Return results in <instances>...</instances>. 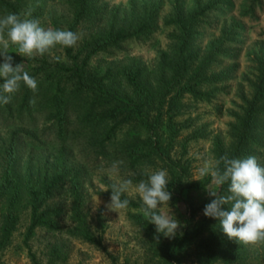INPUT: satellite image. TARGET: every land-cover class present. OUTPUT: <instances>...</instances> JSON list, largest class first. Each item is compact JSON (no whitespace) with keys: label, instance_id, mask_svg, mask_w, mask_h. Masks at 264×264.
I'll return each mask as SVG.
<instances>
[{"label":"trees","instance_id":"1","mask_svg":"<svg viewBox=\"0 0 264 264\" xmlns=\"http://www.w3.org/2000/svg\"><path fill=\"white\" fill-rule=\"evenodd\" d=\"M26 1L0 0V17L21 15L29 9L31 18L40 16L41 6L26 5ZM61 1L68 14L65 30L77 33L81 26L85 30L76 46L60 47L59 61L48 54L34 59L10 54L13 66L22 64L37 80L38 90L34 93L22 83L11 103L0 105L4 128L9 121L17 123L0 137V251L25 212L28 223L21 244L31 264H42L30 245L40 229L64 232L88 243L115 264L102 243V215L97 211L92 216L89 210V173L104 170L100 179L104 189L98 191L103 198L110 197L113 183L131 179L135 188L147 173L159 169L168 172L171 194L204 188L211 176L190 178L182 160L185 138L192 134L181 136V131L191 118L189 114L179 117L187 112L188 100H206L212 86L229 78L230 66L217 72L210 68L217 55L228 57L229 52L219 43L218 49L203 51L193 43L204 13L213 3L200 6L195 0L196 6L186 11L174 0L164 20L174 33L172 41L168 51L158 55L155 66L111 59L93 67L90 62L98 54H109L124 40L154 31L159 5H141L135 14L119 16L105 3L98 5V0ZM255 66L251 95L243 99L240 112L233 113L228 125L229 140L212 137L214 161L225 154L229 158L254 155L264 166V58L259 57ZM33 110L49 121L43 128L47 130L40 133L49 137L42 141L40 135L21 127L24 113ZM115 161H123L118 174L111 170ZM227 187L226 183L216 191L223 195ZM125 198L130 201L125 217L136 230L146 264H183L185 254L195 264H246L259 253L264 257V243L253 246L230 240L218 220L204 214L187 223L174 238L160 235L157 241L155 226L141 211L138 193H125ZM212 199L209 195L201 206H190L191 215L204 211ZM223 208L230 210L227 205ZM48 246L46 262L59 259L60 245Z\"/></svg>","mask_w":264,"mask_h":264},{"label":"rangeland","instance_id":"2","mask_svg":"<svg viewBox=\"0 0 264 264\" xmlns=\"http://www.w3.org/2000/svg\"><path fill=\"white\" fill-rule=\"evenodd\" d=\"M184 10L194 8L195 0H178ZM203 6L213 3L204 13L193 43L200 51L209 47L218 49L217 45L227 52L228 57L217 55L211 70L220 71L222 67L230 66L229 78L210 88L211 96L206 100L187 101L186 113L179 117L183 119L189 114L191 120L186 122V127L181 131L185 138V152L182 156L188 165L190 178H201L198 169L205 162L213 163L211 153L212 137L218 135L224 142L229 140L227 128L233 120V113L240 112L243 99L251 95V84L256 73V63L259 57L264 58V0H199ZM98 5L105 3L108 9L121 16L127 13H136L141 5H159V13L155 21V29L146 36L131 37L120 43L110 53L98 54L91 60L93 67H100L105 62L116 59L122 64L139 62L147 67L155 66L158 55L168 51V45L172 41L173 31L169 25L164 24L174 0H98ZM26 5H40V20L45 28L65 29L64 20L68 17L65 4L61 0H27ZM113 12H110L111 14ZM23 12L21 15L24 17ZM63 15H65L63 17ZM31 18V17H29ZM55 21V23H54ZM81 26L78 34L84 33ZM60 46L48 54L49 57L60 56ZM15 46H10L8 51L17 57H23L17 53ZM0 63L3 57L0 56ZM23 68H25L23 66ZM22 126L24 129L40 135L41 131L49 125V121L42 118L37 112L29 111L23 115ZM3 118L0 117V137L5 135L6 129H10L13 123L7 122L4 128ZM41 141L45 136L43 134ZM47 151L50 148L45 147ZM47 151L42 155L47 154ZM179 152V150H178ZM71 153V152H70ZM264 164V163H263ZM101 170H93L89 173V184L86 187L88 193V206L92 216L99 211L103 218L102 243L115 258V264H146L143 260V249L135 228L125 217V211H109L105 205L110 197L103 198L98 193L104 186L100 179L105 175ZM206 177V176H205ZM204 178V177H203ZM217 190L212 178L208 184L200 189H184L180 193L172 194L168 205L162 206L161 211L173 215L180 222V232L187 223L197 219L203 214L200 209L193 217L190 206H201L204 199L209 196V190ZM127 193H136L135 188H130ZM28 223L27 214L22 213L15 231L8 244L0 251V264H31L26 250L22 247L21 239ZM65 223V221H63ZM176 233V234H177ZM56 243L61 247V256L54 261L46 262L48 258V244ZM32 250L42 264H111L109 258L99 249L88 243L70 238L64 232H47L38 230L30 240ZM183 264H195L194 259L185 254ZM239 264V263H234ZM246 264H264V257L259 255Z\"/></svg>","mask_w":264,"mask_h":264},{"label":"clouds","instance_id":"3","mask_svg":"<svg viewBox=\"0 0 264 264\" xmlns=\"http://www.w3.org/2000/svg\"><path fill=\"white\" fill-rule=\"evenodd\" d=\"M29 9L22 17L16 13H8L0 17V105L11 103L23 83L32 92L38 90V82L22 64L13 66V58L9 55V47L15 46V53L34 59L51 53L57 46L74 47L81 36L65 29L45 28ZM59 61L61 58L56 56ZM34 103V101H33ZM123 161H115L111 166L114 174H118L119 165ZM221 164L223 167H221ZM199 177L211 176L213 184L220 187L228 184L223 195L216 190H209L214 197L205 205L203 214L218 220L224 234L245 245L264 243V166H261L254 155L243 158H229L226 154L213 163L205 162L198 169ZM131 179H123L111 185L110 201L105 205L109 211L125 210L129 206L128 199H122L132 187ZM169 179L166 169H159L146 174L135 186V192L142 200L141 211L150 224L155 226L158 241L159 236L174 238L180 222L173 215L161 211L168 205L171 192L168 190ZM227 205L230 210H224Z\"/></svg>","mask_w":264,"mask_h":264}]
</instances>
